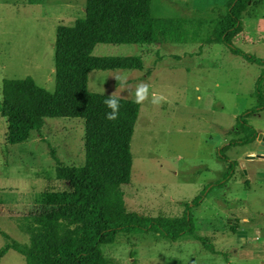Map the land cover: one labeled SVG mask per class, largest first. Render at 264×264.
Returning <instances> with one entry per match:
<instances>
[{
  "label": "rangeland",
  "instance_id": "rangeland-1",
  "mask_svg": "<svg viewBox=\"0 0 264 264\" xmlns=\"http://www.w3.org/2000/svg\"><path fill=\"white\" fill-rule=\"evenodd\" d=\"M228 1L153 0L151 10L155 18L205 19L210 22L204 34L207 37L213 31L211 21L227 11ZM259 5L245 22L246 31L233 38V43L248 53L257 51V38L264 40V0H259ZM211 6L214 11L206 10ZM85 10L86 0H0V103L6 79L32 76L40 86L55 91L57 30L60 26H74ZM189 43H167L160 49L102 45L95 52L99 56L141 55L145 67L142 71L95 70L90 75L91 91L109 95L115 92L135 101V87L144 82L150 86V93L167 97L159 105L150 100L141 104L132 139V181L122 187L124 204L107 206L109 215L160 216L177 228L186 205L229 170L220 154L221 141L237 136L231 131L236 115L258 105L250 87L252 77L246 74L250 63L233 53L221 54L219 46L226 48L224 44L206 45L205 53L214 57L211 68L206 70L197 57L205 43ZM221 65L227 69L218 71ZM206 71L208 76L202 78ZM116 76L121 77L120 81ZM256 118L255 123L264 128V120ZM7 130V121L0 113V212L7 208L26 216L27 221L22 227L11 222L2 226L14 240L26 237L19 242L22 251L10 250L2 264H22L30 246L29 229L34 230L35 226L30 214L36 217L40 211L77 201L70 185L57 178L48 142L56 147L64 162L84 164L85 123L80 119H47L43 137L33 132L28 142L18 145L6 141ZM245 130L240 137H244ZM227 154L234 155L233 151ZM229 184L214 190L193 210L198 231L204 236L209 230L202 227L199 219L219 218L222 225L217 228V237L220 235L222 246L228 242L227 236L234 235L233 221L240 219L239 209L254 198L253 191L241 181L234 182L231 190ZM257 203L263 204L264 209V196ZM247 211H256V202ZM246 235L237 234L242 242ZM212 241L215 243L214 237ZM5 243L0 242V248ZM103 252L116 264H217L216 258L226 264L224 256L215 257L191 236L172 242L155 233L128 235L123 242L104 246Z\"/></svg>",
  "mask_w": 264,
  "mask_h": 264
},
{
  "label": "trees",
  "instance_id": "trees-1",
  "mask_svg": "<svg viewBox=\"0 0 264 264\" xmlns=\"http://www.w3.org/2000/svg\"><path fill=\"white\" fill-rule=\"evenodd\" d=\"M252 1L229 0L227 13L213 21V31L206 37L207 20L155 18L151 10L153 0H86L85 13L75 25L60 26L57 30L54 92L40 86L32 76L4 81L0 113L7 121L6 141L9 144L28 142L33 132L43 137L47 119H80L85 123L84 164L64 162L56 147L48 142L50 155L56 162L57 178L70 185V192L77 201L58 204L36 214L31 245L26 252L29 264H116L104 255V246L123 242L128 235L149 233L172 242L191 236L209 253L228 259L227 253L217 249L213 236L199 233L193 210L214 190L230 183L236 172L234 163L226 176L208 184L186 205L177 228L160 216H112L107 213V206L124 204L122 187L132 181V139L141 105L119 96V117L115 121L108 120L106 115L111 109L104 100L110 95L91 91L89 81L95 70L142 71L145 67L141 55H96L102 45L158 46L160 49L167 43H223L233 54L264 66V60L243 51L232 41L242 31V14ZM263 84L264 70L255 87L259 106L238 118L243 126L252 130L251 136L223 146L220 150L222 158L229 160L225 155L228 147L249 144L257 139L258 133L247 119L264 111ZM0 232L10 241L0 253L1 263L10 250L21 252V249L17 240Z\"/></svg>",
  "mask_w": 264,
  "mask_h": 264
},
{
  "label": "crops",
  "instance_id": "crops-1",
  "mask_svg": "<svg viewBox=\"0 0 264 264\" xmlns=\"http://www.w3.org/2000/svg\"><path fill=\"white\" fill-rule=\"evenodd\" d=\"M226 7H227V5H226ZM259 8H260L259 0H253L250 3L248 9L245 12H243V14H242L243 28H242V31L239 32L238 34L244 33L246 31L245 30V22L247 21L248 18H252V14L257 12L256 9L258 10ZM209 9H213V11H214L215 7L211 6V7H208L206 10H209ZM226 13H227V11L221 15H225ZM216 19H214V20H216ZM213 21H211V22H213ZM207 22L210 23L209 21H207ZM253 32L256 33V31H253ZM237 35H235L234 37H236ZM196 43L197 42H194L193 44L197 45ZM199 43H201V42H199ZM186 44H191V43H185V45ZM218 44L219 43L205 44L198 51L200 53H199V56L197 55V57L198 58L200 57L199 59H201V61H203V63H200V64L203 65L204 69L209 70L211 68V62H212L211 58H214V57H210L209 54L205 53L204 47L206 45H218ZM220 44H223V43H220ZM256 45L257 46H256L255 50H257V51H251V52L254 54H257L258 55L257 58L264 60V40L263 39L259 40L257 38ZM219 48H220L219 51L221 54L227 55V56L232 55V52L229 48H227V47L223 48V46H219ZM235 55L236 54H234V56ZM236 56H239V55H236ZM239 57H241V56H239ZM241 58H243V57H241ZM208 60L210 61V63ZM245 61L247 63H250V67L247 69L246 74L248 76L252 77V80L250 83L252 94L258 98V96L255 93V87H256V83H257L258 79L262 75V72L264 70V66L258 65V64H253L247 60H245ZM223 68L227 69V66L221 65L218 68V71L222 72ZM191 70L192 69L190 67L187 69L188 72H190ZM207 76H208V71L203 73L202 78H206ZM263 92H264V84H263ZM259 104H260V101L258 98V105L254 106L252 108L259 106ZM252 108H250V109H252ZM242 114L243 113H240V114L235 116V118L237 119V122L235 125H233L232 130H231L237 136L233 137L231 139L223 138L221 141L222 147L225 145H228L231 141L242 140V139H245V138H248L249 136H251L252 130L246 126H243L239 122L238 118ZM258 116H260L261 119L264 120V111H260V112L252 114L247 120H248L249 124L256 129L257 133L260 134V133H264V128L260 127L258 124L255 123L254 120H258L256 118ZM246 128H247V130H245L244 134H243L244 137H240V134L242 133L243 129H246ZM255 145L256 146L258 145V143L256 141H255ZM256 146H254L253 144H247V145H241V146H235V147H228L226 150L227 153H230V151H233V153H234V155H230V154L226 155L229 158V160L225 159L227 161L226 162L227 167L230 168L231 163H234L236 165V170H235L236 172H235L233 179L230 181L228 189L229 190L232 189V184L234 182L241 181L242 183L245 184L246 188L249 191H253L252 196L254 197V198H252L251 201L248 202V204H246L245 207H241L239 209L238 214H239L240 219L235 218L233 221V223L235 224V229H234L235 233H234L233 237L227 236L226 241H228V242H225L224 246H222L223 242H222V244H221V242H219L220 235H219V237H217V234H219L217 228L220 225H222L218 221L219 218H213V217L205 216V219H201V218L199 219L202 227L206 230H209L208 233H205V236H213L215 238V245H216L217 249L219 251L227 253L228 259H226V257L224 256V258L226 259V264H264V209H263V204L257 203V200L259 198H261L262 196H264V159L258 158L255 160H247V156L255 155ZM242 163L245 164V167H242ZM205 166L207 168V171H209L210 168L208 167V164H206ZM244 171H246V173H244ZM255 202H256V211H253V212L247 211V208H251L252 204ZM4 209H6L4 212H0V231L7 233L9 236H11L13 238V236L11 234H9L8 232H6L2 226L7 225L8 223L11 222L12 224H17L19 227H22V225L27 221V218H26V216H24L22 214L15 213V211H11L7 208H4ZM235 210L237 211L238 209L236 208ZM30 216L33 220V223H35V220H36L35 215L30 214ZM16 217H20V218H16ZM214 217H217V215H215ZM221 221L224 222L223 219H221ZM196 225H197V223H196ZM29 231H30L29 235L32 239L33 230L29 229ZM239 232H245L247 234L246 237H244L243 242L240 240V236H237V234ZM25 238H26L25 236H22V237L18 236L17 241H18V248L19 249H20L19 242H21L22 240H26ZM31 239H30V245H31ZM0 242H6L5 245L2 248H0V253H1V251L7 245L10 244V241H9L8 237H5L0 232ZM24 246L28 247V243L24 242ZM5 256L2 258V261H4ZM218 256L221 257L222 255H215V257H218ZM220 259L222 261L221 260L218 261L216 258L215 262L217 264H222L223 259L222 258H220ZM2 261L0 264H2ZM29 262H30V258L27 255L23 256L22 264H29Z\"/></svg>",
  "mask_w": 264,
  "mask_h": 264
},
{
  "label": "clouds",
  "instance_id": "clouds-1",
  "mask_svg": "<svg viewBox=\"0 0 264 264\" xmlns=\"http://www.w3.org/2000/svg\"><path fill=\"white\" fill-rule=\"evenodd\" d=\"M115 79L120 81L121 77L116 76ZM126 82V78H125ZM135 103L138 105L144 104L146 101H149L154 105H159L162 102L167 100V97L162 94H157L155 92L150 93V86L144 82H141L136 85L135 91ZM104 104L107 108L111 109L106 115V119L115 121L119 117L120 110V97L113 92L107 99L104 100Z\"/></svg>",
  "mask_w": 264,
  "mask_h": 264
},
{
  "label": "water",
  "instance_id": "water-1",
  "mask_svg": "<svg viewBox=\"0 0 264 264\" xmlns=\"http://www.w3.org/2000/svg\"><path fill=\"white\" fill-rule=\"evenodd\" d=\"M255 141L258 145H255ZM253 141V145L256 146V153L255 155L247 156V160H255V159H264V133H260L257 136V139ZM242 167H245V164L242 163ZM246 173V171H245Z\"/></svg>",
  "mask_w": 264,
  "mask_h": 264
}]
</instances>
